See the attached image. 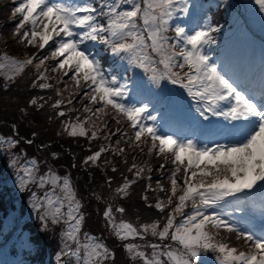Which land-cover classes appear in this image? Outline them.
Segmentation results:
<instances>
[{
    "label": "snow or ice",
    "instance_id": "snow-or-ice-1",
    "mask_svg": "<svg viewBox=\"0 0 264 264\" xmlns=\"http://www.w3.org/2000/svg\"><path fill=\"white\" fill-rule=\"evenodd\" d=\"M14 3L9 39L35 51L0 52L3 90L31 76L32 89L51 91L55 98L32 96L20 111L40 112L47 105L62 118L61 134L102 141L84 164H98L103 154L120 158L116 163L122 161L131 175L121 173L123 181L115 189L118 199L128 197L137 181H148L142 199L161 214L159 219L136 225L120 218L126 209L112 202L102 212L106 231L122 242L129 264H198L202 253L209 251L216 264H264V229L250 230L246 218L233 220L232 213L222 210L244 212V201L253 190L264 196V88L250 92L240 87L207 54L205 46L215 43L212 33L219 28L202 27L190 34L178 24L173 27L177 13H189L188 0ZM255 4L264 12V0ZM101 45L129 68L141 70L149 85L160 88L166 81L181 89L191 102L196 125L201 118L211 125L210 117L230 122L225 128L227 142H203L162 131L148 103L126 102L128 81L121 82L105 69L99 58ZM18 144L13 136L0 135V150L11 151ZM137 155L147 159L137 163ZM153 158L164 162L154 169ZM11 166L18 169L21 191L30 186L39 190L31 192L32 207L45 229L61 227L59 256L64 264L115 260L102 237L83 230V204L69 176L52 168L42 173L36 159L21 160L19 155L11 159ZM112 171L118 168L113 166ZM153 171L167 174V186L158 179L153 187ZM155 192L163 197L153 204L148 193Z\"/></svg>",
    "mask_w": 264,
    "mask_h": 264
},
{
    "label": "trees",
    "instance_id": "trees-1",
    "mask_svg": "<svg viewBox=\"0 0 264 264\" xmlns=\"http://www.w3.org/2000/svg\"><path fill=\"white\" fill-rule=\"evenodd\" d=\"M205 2L211 0H203ZM227 7L224 9L225 14L227 15L226 19H223L226 26L233 28L236 22V18H234L235 14L239 10L240 3L238 6L236 5V1L234 3L226 0ZM9 8L11 12L12 8L15 6V3H12L11 0H0V52L8 51L10 55H19L15 53L14 49H11V44L6 43L9 39V31L14 27V23L8 20V14L5 12L6 8ZM222 13V12H221ZM216 22L219 25L222 24L221 19H216ZM9 30V31H8ZM6 44H10V46L5 47ZM104 49V47H103ZM33 50L32 52H34ZM45 54V53H44ZM99 58L102 61L103 66L105 69L113 68V72L117 77L122 74V82L125 80L128 81L130 88H134L135 90L139 89V86L142 82H145L144 89L145 93H148L155 98L156 104L160 102L168 103L170 98L169 94H166L162 91L165 86L166 81L161 82L160 88H156L154 85H149L147 83V79L144 74L139 69H131L128 67L126 62H121L114 57L111 56L110 52L104 50L99 55ZM124 72V73H122ZM31 76H26L17 85L9 86L8 91L3 90V86L0 85V123H6L7 127H11V124L16 125L20 130L22 135L28 136V140H31V144H26L24 146V141L21 139L19 140V144L16 149L11 150L12 153H16L21 157V160L24 159H36L39 165H47L55 166L57 161L59 160L58 164V173H63L67 169H72L74 172H77V169H73L72 166L75 164V167L86 166L89 169V172L93 175L90 183L87 182V189L91 187V191L93 193H103V197L107 199L108 192L110 190H115L117 186H119L123 181V176L121 173L123 172L126 175H131L126 172V165L123 164L121 161L120 163H116L117 160H120L119 157L113 159L112 156L108 154H103L101 160L98 164H89L85 165L84 160L88 155H91L93 152L97 151L102 141H89L83 137H69L66 134H61L62 129L64 127L62 123V118L55 115L54 110H52L47 105L45 109L40 112H34L31 109L27 110L25 113L20 111L23 108L30 97L35 95H45V96H53L54 94L49 92H41L39 89H32L29 85V80ZM138 80L139 82L137 83ZM135 82L137 84H135ZM168 88H171L172 85L168 84ZM129 88V89H130ZM69 115L73 116L75 114L70 113ZM49 117H52L51 119ZM3 124H0V130H3ZM115 128V124L112 125ZM36 133L38 136H34L31 138L30 136ZM1 135V134H0ZM4 136V135H3ZM6 137V136H5ZM34 139V140H33ZM46 145V146H45ZM42 147V149L40 148ZM46 147V148H45ZM45 148V150H44ZM4 151V150H3ZM56 153L59 155V158L56 160L53 158L52 154ZM132 153H129V164L131 161ZM108 159L112 161L111 164H105L104 160ZM147 159L145 156L137 155V163ZM6 160L4 161V163ZM163 160L153 158L150 163L151 166L155 169L159 166L160 163H163ZM4 163L0 167L1 170L4 168ZM115 166L118 168L117 172L112 171V167ZM168 168H171V165H167ZM41 168V167H40ZM151 183L153 187L156 186V181L159 179L162 183L167 186V174L161 175L160 172L153 171ZM111 180V186H109L108 181ZM147 180H140L137 181L135 185L130 188L133 190L131 196L126 197L125 199H119V205L126 209L125 214L130 215L132 218L141 220L145 223L151 222L153 220L159 219L160 215L158 211L154 207H149L148 202H145L142 199V196L145 194L144 189L147 185ZM103 186V187H101ZM114 187V188H113ZM6 189L3 183H1L0 179V198H3L2 192ZM35 187L32 186V191ZM129 190V191H130ZM149 202L153 203L158 197H163V193L155 192V193H148ZM24 199H29L28 196H23ZM101 204H98L100 207ZM89 207L92 211V222L94 225H98V230H102L103 226L100 227L99 221L100 217L103 218L102 212L104 207L98 211V220L95 218V205L93 203L89 204ZM26 208V207H25ZM27 213H29V208H27ZM26 226L31 228L33 223L29 218V214L24 215ZM2 224V222H0ZM0 224V225H1ZM40 224L33 226L30 231H27L25 227V233L28 234L30 239H34L35 243L41 242L43 244V248L41 250L48 249L49 254H51L54 258H56V251L53 245H48L49 242H54L56 239V234L52 233L51 228L43 229L40 231L38 229ZM91 228L90 230H92ZM1 233V232H0ZM37 239V240H36ZM232 243L236 244L234 236L232 237ZM116 250L120 253L121 257L118 264H127L124 260V252L121 245L116 247ZM117 264V263H116Z\"/></svg>",
    "mask_w": 264,
    "mask_h": 264
},
{
    "label": "rangeland",
    "instance_id": "rangeland-1",
    "mask_svg": "<svg viewBox=\"0 0 264 264\" xmlns=\"http://www.w3.org/2000/svg\"><path fill=\"white\" fill-rule=\"evenodd\" d=\"M11 2L14 3V0H11ZM205 9L206 7L198 5L196 12L193 14V19L196 23H199L204 18L202 17V15ZM244 10L253 18V26L256 29V31L258 33H261L264 36V15L261 16V12L259 11V7L255 4V0H252L249 5L247 6L245 5ZM5 12L8 14V20H10L11 18H10V11H9L8 6ZM180 26L183 27L184 25H180ZM207 26H209V22L203 19L199 28L196 27V28H185V29L191 34L197 30H200V28L202 27L206 28ZM237 35H239V33ZM237 35L233 37L236 38ZM9 36H10V31H9ZM241 36L243 37L246 36L247 38V41L245 43L246 46L239 50V53L237 55L238 57L236 58L229 59L227 53H225V55L221 57L215 58L213 57L212 52L209 51V55L213 58V60L216 61L218 64H221L229 72L230 75L233 72L231 69H233L234 71L235 69H237V72H239L242 68L249 66V73L250 72L254 73L256 72V68L259 67L260 64L264 65V41H263L264 39L261 40L260 42L256 41L254 39V36L251 34L250 30H247L245 32L243 31V34H241ZM6 43H10L11 49H14L15 53L19 55L25 52L30 54L33 50H35L32 48L24 49L20 45L15 44L11 39H8ZM235 43L237 44V48H238L239 43H237L234 39L232 44H235ZM10 44H6L5 47L10 46ZM225 45L226 44H223L221 47H224ZM47 51L48 50L46 49L45 54H47ZM180 93L183 98H186V96L182 95V91ZM126 102L137 104L135 98L128 99ZM165 114H167L166 111L163 112V115ZM163 115L160 114L157 116L158 126L160 127V129L164 132H168L169 134H175V135L181 134L182 132L177 133L175 129V125L163 121L164 120ZM210 121H211V125L208 126L206 124V121H203L201 118V124H200L199 129L195 133V138L203 142H208L209 140L218 141V142H227L226 140L227 133L225 131V128H229V126H231V123L224 121L222 118H216V117H210ZM3 131L12 133L9 130L7 131L3 130ZM3 158H5L4 154H3ZM70 179L73 182V186L78 194V198L83 203L85 201V190L83 189V185L75 181L71 176H70ZM17 181L18 180H16L15 182ZM132 193H133V190H130L128 197L131 196ZM250 194H248L247 197ZM253 195H255V192L252 194V196ZM97 197L98 195L93 196L92 203L96 206L95 218L98 220V202L100 203V200L97 199ZM16 212H18V209L16 210ZM37 215L38 214L36 213L35 216L37 217ZM17 243H18L17 247H20L22 240H17ZM23 245H25V240L23 241ZM26 245H28V242L26 243ZM0 258L1 259L5 258V255L0 256Z\"/></svg>",
    "mask_w": 264,
    "mask_h": 264
},
{
    "label": "bare ground",
    "instance_id": "bare-ground-1",
    "mask_svg": "<svg viewBox=\"0 0 264 264\" xmlns=\"http://www.w3.org/2000/svg\"><path fill=\"white\" fill-rule=\"evenodd\" d=\"M245 1H248V0H245Z\"/></svg>",
    "mask_w": 264,
    "mask_h": 264
}]
</instances>
